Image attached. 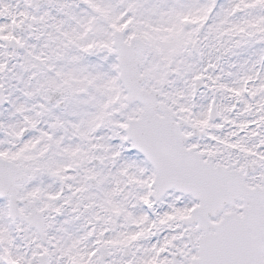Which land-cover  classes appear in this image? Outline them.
Instances as JSON below:
<instances>
[{
    "label": "snow or ice",
    "instance_id": "snow-or-ice-1",
    "mask_svg": "<svg viewBox=\"0 0 264 264\" xmlns=\"http://www.w3.org/2000/svg\"><path fill=\"white\" fill-rule=\"evenodd\" d=\"M0 264H264V0H0Z\"/></svg>",
    "mask_w": 264,
    "mask_h": 264
}]
</instances>
